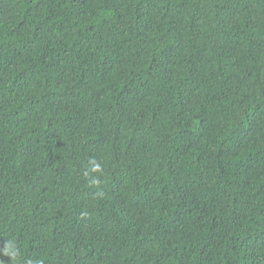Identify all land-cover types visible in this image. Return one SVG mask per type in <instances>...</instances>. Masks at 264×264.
Here are the masks:
<instances>
[{
    "label": "trees",
    "instance_id": "obj_1",
    "mask_svg": "<svg viewBox=\"0 0 264 264\" xmlns=\"http://www.w3.org/2000/svg\"><path fill=\"white\" fill-rule=\"evenodd\" d=\"M10 240L0 264H264V0H0Z\"/></svg>",
    "mask_w": 264,
    "mask_h": 264
},
{
    "label": "clouds",
    "instance_id": "obj_2",
    "mask_svg": "<svg viewBox=\"0 0 264 264\" xmlns=\"http://www.w3.org/2000/svg\"><path fill=\"white\" fill-rule=\"evenodd\" d=\"M101 170V165L96 163L95 161L91 162V166L89 168V171L85 173V175L89 178L91 183H97V178L92 175L93 173L99 172ZM0 252L3 253V255L8 256L12 260H16L18 256V249L16 247V244L14 241H8L4 245L2 249H0ZM26 264H43L42 260H28Z\"/></svg>",
    "mask_w": 264,
    "mask_h": 264
}]
</instances>
